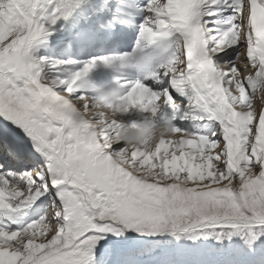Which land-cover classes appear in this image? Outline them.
Returning <instances> with one entry per match:
<instances>
[{"label": "snow or ice", "instance_id": "6c2138e0", "mask_svg": "<svg viewBox=\"0 0 264 264\" xmlns=\"http://www.w3.org/2000/svg\"><path fill=\"white\" fill-rule=\"evenodd\" d=\"M87 2L0 0V264H264V0H99L50 41ZM98 66L119 76L97 85ZM105 86L112 119L93 114ZM149 122L174 135L119 139ZM17 129L38 167L3 162L33 155ZM41 197L49 214L12 229Z\"/></svg>", "mask_w": 264, "mask_h": 264}, {"label": "clouds", "instance_id": "9594fccd", "mask_svg": "<svg viewBox=\"0 0 264 264\" xmlns=\"http://www.w3.org/2000/svg\"><path fill=\"white\" fill-rule=\"evenodd\" d=\"M119 103V94L115 88H108L107 86L101 91L99 99L95 102L93 114L104 112L108 115L109 119L115 118L122 111L120 108H109L110 104ZM174 135L173 125L158 124L155 127L149 123H143L138 128H129L121 131L119 139L127 142L129 146L143 145L149 142L154 145L164 137L171 138Z\"/></svg>", "mask_w": 264, "mask_h": 264}, {"label": "bare ground", "instance_id": "6f19581e", "mask_svg": "<svg viewBox=\"0 0 264 264\" xmlns=\"http://www.w3.org/2000/svg\"><path fill=\"white\" fill-rule=\"evenodd\" d=\"M146 1L147 0H141L142 3H145ZM91 3H92V0H88V2L85 4L86 6H85V8H84V10H83V12L81 14L78 13V12L75 13L77 9L74 11L73 16L70 18L71 23H74V25H69L68 27H65V22L64 21L59 22L57 24V26H56L57 31L53 34V37L49 38L50 41H54L57 37L61 36L62 33L72 30L74 26L78 27V26L82 25L85 22V16H86L87 12L91 10ZM49 49H50V47H48L46 45H37L36 49L34 51V55L36 57H38V58L39 57H44V56L50 54L51 49L50 50ZM63 54H65V56H66L67 55V51L64 52ZM69 55H73V57H75L77 59L80 58V55H77L76 53H70ZM82 66H83L82 64H80V65L77 64L76 67L77 68H81ZM46 71H48V70L46 69ZM51 74L54 75V76L58 75V73H56L55 71H52ZM89 80L93 81L94 83H96L98 85H100L101 82H103L104 79L96 76V77H93V78H89ZM125 118L126 119H139V118H141V116H140L139 113L134 112V113L130 114V116L125 117ZM0 122L7 123V121L4 120L2 117H0ZM177 123H179V122H177ZM183 123L184 124H189V123H192V122L186 121V122H183ZM209 123L211 124L210 121H209ZM17 130L20 133H23L19 129H17ZM38 161H39L38 164L33 163L32 166L33 167H38L40 164L43 163L42 158H39ZM26 163H28V166H29V161L26 162ZM44 199H45V197H41V199L36 202L37 204L35 203L34 204L35 206L33 205V207H34V209H33L34 215H37V217L38 216L40 217V214H42V213H43V215H41V217L45 216L46 214H49V210H48L47 205L46 204H42V201H45Z\"/></svg>", "mask_w": 264, "mask_h": 264}, {"label": "rangeland", "instance_id": "374dc122", "mask_svg": "<svg viewBox=\"0 0 264 264\" xmlns=\"http://www.w3.org/2000/svg\"><path fill=\"white\" fill-rule=\"evenodd\" d=\"M70 54V52H67V55H66V57L68 58L69 56H71V55H69ZM200 123H202V122H200ZM203 123H205V122H203ZM206 125H210V123L209 122H206ZM23 140L26 142V145L27 146H30L31 148H32V142H31V140L28 138V137H25V138H23ZM39 158H41V157H38V159ZM50 198V197H49ZM34 205V204H33ZM33 205H32V209L30 208V210L31 211H33V209H34V207H33ZM35 206V205H34ZM19 214H21V213H19ZM28 215V214H27ZM32 217V216H31ZM41 217V216H40ZM40 217H34V218H38V219H40ZM30 223H32L31 222V220L29 221L28 220V222H27V224L26 225H28V224H30Z\"/></svg>", "mask_w": 264, "mask_h": 264}, {"label": "trees", "instance_id": "16d2710c", "mask_svg": "<svg viewBox=\"0 0 264 264\" xmlns=\"http://www.w3.org/2000/svg\"><path fill=\"white\" fill-rule=\"evenodd\" d=\"M50 50V49H49ZM67 52H70V51H67ZM70 53H73V52H70Z\"/></svg>", "mask_w": 264, "mask_h": 264}]
</instances>
